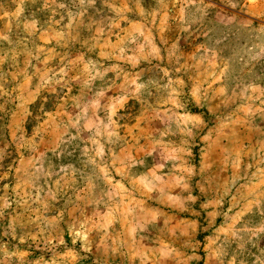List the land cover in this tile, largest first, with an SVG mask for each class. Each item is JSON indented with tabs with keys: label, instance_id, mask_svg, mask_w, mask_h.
<instances>
[{
	"label": "rangeland",
	"instance_id": "obj_1",
	"mask_svg": "<svg viewBox=\"0 0 264 264\" xmlns=\"http://www.w3.org/2000/svg\"><path fill=\"white\" fill-rule=\"evenodd\" d=\"M0 264H264V0H0Z\"/></svg>",
	"mask_w": 264,
	"mask_h": 264
}]
</instances>
